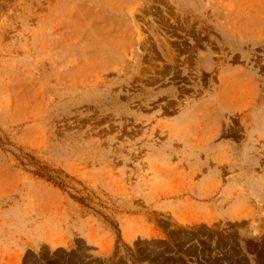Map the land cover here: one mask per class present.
Instances as JSON below:
<instances>
[{
	"label": "rangeland",
	"instance_id": "1",
	"mask_svg": "<svg viewBox=\"0 0 264 264\" xmlns=\"http://www.w3.org/2000/svg\"><path fill=\"white\" fill-rule=\"evenodd\" d=\"M264 264V0H0V264Z\"/></svg>",
	"mask_w": 264,
	"mask_h": 264
},
{
	"label": "crops",
	"instance_id": "2",
	"mask_svg": "<svg viewBox=\"0 0 264 264\" xmlns=\"http://www.w3.org/2000/svg\"><path fill=\"white\" fill-rule=\"evenodd\" d=\"M250 264V263H249ZM255 264H257V263H255ZM259 264V263H258Z\"/></svg>",
	"mask_w": 264,
	"mask_h": 264
}]
</instances>
